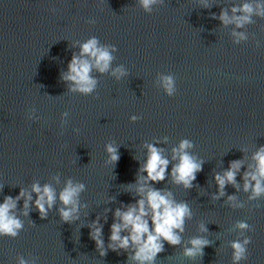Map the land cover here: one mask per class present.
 <instances>
[{"label": "water", "instance_id": "obj_1", "mask_svg": "<svg viewBox=\"0 0 264 264\" xmlns=\"http://www.w3.org/2000/svg\"><path fill=\"white\" fill-rule=\"evenodd\" d=\"M204 2L210 7L201 0H164L145 13L136 0H0V203L21 189L30 192L33 183L50 184L57 193L69 178L86 186L79 219L71 224L60 222L59 202L45 220L30 205L18 236L0 237V264H17V257L29 264H130V251L109 250L101 258L88 226L99 217L107 248L113 213L136 202L145 145L171 161L172 149L185 139L202 162L192 188L170 178L154 187L188 203L192 217L181 246L165 243L155 264H232L238 221L251 229L244 233L250 243L241 264H264V196L249 200L241 179L264 147V19L254 16L239 29L248 39L235 44L234 26L212 17L222 8L232 15L231 7L245 0ZM93 36L117 49L112 67L123 65L127 75L116 80L93 70L96 90L81 96L68 91L61 74ZM161 75L175 78L172 97L161 89ZM108 143L119 151L115 165L107 163ZM233 161L242 162L239 189L228 185L213 199V177ZM228 196L242 206H231ZM196 236L209 245L201 258L189 260L183 248Z\"/></svg>", "mask_w": 264, "mask_h": 264}, {"label": "clouds", "instance_id": "obj_2", "mask_svg": "<svg viewBox=\"0 0 264 264\" xmlns=\"http://www.w3.org/2000/svg\"><path fill=\"white\" fill-rule=\"evenodd\" d=\"M136 3L145 13H151L153 8L162 5L164 0H136ZM201 7L210 6L201 0ZM231 13L232 15H229L228 11L222 8L219 16L213 15L212 18L217 19L223 26H234L231 35L234 37L233 42L239 44L248 39L247 34L239 29L254 23V16L264 19V2L245 0L239 6H232ZM87 22L95 23L94 20ZM116 50L112 45H102L95 36L90 37L79 45V52L72 55L67 71L61 74V81L69 86V92L90 96L98 84V80L92 75L93 70L99 74L108 73L116 80H120L127 75V72L123 65L112 67L115 59L113 53ZM159 84L166 96L172 97L176 93V81L172 75H161ZM63 115L67 116V113ZM130 119L135 122L137 117L133 116ZM192 147L189 140H182L178 147L172 149L170 161L155 145H145L146 154L138 170V178L134 186L136 202L126 208H118L113 213L107 248H105L103 225L99 223V217L88 226L89 238L94 242L96 252L101 258L109 250L130 251L132 253L129 257L130 264H155L157 254L163 251L165 243L171 247L181 246V234L185 230V221L192 217L191 208L186 202H177L171 191L157 189L154 185L170 178L174 185L185 190L191 189L196 174L202 169V162L188 151ZM105 154L107 163L111 165H115L120 158L118 148L112 143L105 145ZM173 161L175 163H172ZM252 161L253 163L241 177L242 190L250 193L249 200H256L264 196V147H260L254 153ZM170 163L172 168L166 177ZM241 167V161H233L223 174H216L213 177L217 186V194L213 199L224 196V189L228 185L239 189L236 176ZM54 179L59 182L58 176ZM85 190L84 183L69 178L58 193L50 184L41 186L39 183H33L30 192L21 189L15 198L4 197L3 203H0V237L15 239L18 236L24 229V221L20 217L28 216L30 205L39 213L40 219L45 220L49 210L59 202L60 207L57 208V213L60 222L63 224L75 222L79 219L82 207L80 195ZM129 190H133L132 185H129ZM33 195L36 197L34 201ZM21 199L24 201L23 210L18 215L17 204ZM236 200L235 196H228L227 203L234 207H241L242 205ZM235 228L241 233V238L230 243L231 260L232 264H241L248 258L247 246L250 243V237L245 236L244 233L251 229L243 221H238ZM205 230L203 226L200 227L201 232ZM122 233L125 234L122 235ZM208 245L207 239L200 236L192 237L188 240V246L183 248V256L189 260L201 258L203 249ZM17 264H29V261L24 257H17ZM31 264H35V260Z\"/></svg>", "mask_w": 264, "mask_h": 264}]
</instances>
